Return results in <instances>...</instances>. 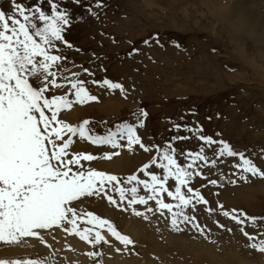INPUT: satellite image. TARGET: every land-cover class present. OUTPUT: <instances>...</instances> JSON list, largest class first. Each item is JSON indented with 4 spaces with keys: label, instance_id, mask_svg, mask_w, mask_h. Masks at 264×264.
Masks as SVG:
<instances>
[{
    "label": "rangeland",
    "instance_id": "rangeland-1",
    "mask_svg": "<svg viewBox=\"0 0 264 264\" xmlns=\"http://www.w3.org/2000/svg\"><path fill=\"white\" fill-rule=\"evenodd\" d=\"M18 2L31 5L36 0ZM103 4L96 9L94 0H81L79 5L73 0H61V6L68 8L73 17L66 39L74 46L63 49L68 57L61 65L65 69L63 77L70 79L71 73H80L79 78L86 81L89 92L98 99L75 102L64 81L65 87L52 91L58 95L68 93L74 102L71 108L61 110L58 119L73 125L87 119V127L104 135L117 123H135L143 109L148 115L137 127V134L145 145L170 142L177 150L174 155L178 162L184 165L190 158L179 155L181 151L203 147L208 162H196L198 174L189 186L203 185L202 194L212 205L222 203L227 209H243L251 216L264 217V177L247 173L246 179L240 178L235 167L239 157L218 156L219 144L199 139L201 134L217 141L223 139L264 170V0H103ZM89 5L98 12L97 16L87 11ZM8 6V0H0V7L7 10ZM44 7L48 8L47 0ZM240 9L251 11L250 22L257 25L240 30L235 20ZM145 40H149L147 45ZM133 48L139 51L132 53ZM83 68L93 75L84 73ZM105 78L123 84L125 91L92 83L93 79ZM178 123L188 128L177 131L174 125ZM173 136L186 139L171 141ZM72 138V151H88L101 157L104 152L118 151L111 159H97L91 166L119 176L136 173L141 179L149 178L138 169L158 156L156 149L145 152L138 145L113 150L110 145H92L78 135ZM158 163L149 165V169L162 174ZM211 179L218 184H209ZM168 185L174 190V177L169 178ZM138 191L144 195L146 190L140 186ZM102 195L81 198L77 207L84 218L78 221L79 226L91 227L86 213L93 211L129 235L133 245L121 244L105 225L100 231L109 243L62 250L58 231L49 230L45 234L47 244L25 238L20 245L31 250L7 259H47L54 254L56 264H264V252L250 246L236 222L219 211L209 214L202 203L194 211L191 206L186 211L197 217L203 233L183 223L179 224L181 230L174 229L167 210L164 215L148 213V219H144L131 209L124 211L110 204ZM163 197L166 202L176 203L166 193ZM149 206L155 209V201H150ZM135 207L138 211L145 208ZM217 220L226 228L218 227ZM245 230L257 240L264 239V220L246 221ZM1 246L8 244L0 242ZM89 251H99L101 255L89 257ZM115 253L122 258L115 260Z\"/></svg>",
    "mask_w": 264,
    "mask_h": 264
},
{
    "label": "snow or ice",
    "instance_id": "snow-or-ice-1",
    "mask_svg": "<svg viewBox=\"0 0 264 264\" xmlns=\"http://www.w3.org/2000/svg\"><path fill=\"white\" fill-rule=\"evenodd\" d=\"M80 2L73 0L77 5ZM8 4L7 10L0 7V242L15 246L25 238H35L47 244L45 234L52 230L75 234L96 248L101 243H109L100 231L107 225L117 241L124 246L133 245L135 242L129 235L122 234L113 222L93 211L86 213L87 224L91 227L79 226L78 221L84 218L77 207L81 198L103 194L102 198L110 204L124 211L131 209L144 219H148V213L155 211L164 215L167 210L174 229L181 230L179 224L183 223L201 233L204 228L197 217L187 214L186 210L191 206L194 211L196 205L202 203L207 206L209 214L219 211L236 222L250 246L264 252V239L257 240L245 230L246 221L255 222L264 220V217L251 216L243 209H227L222 203L212 205L202 194L203 185L198 188L189 186L190 180L198 174L196 162H208L203 147L198 151H181L179 155L190 158L184 165L178 162L174 155L177 150L170 142L166 141L163 146L145 145L137 134V127L143 125V117L148 115L143 109L139 110L135 123H117L114 130L109 129L104 135L95 134L87 127L90 123L87 119L78 125L58 119L61 110L71 108L74 102L68 93H72L75 102L80 104L98 99L89 92L86 81L79 78L80 73H71L70 79L63 77L65 69L61 65L68 59L63 49L74 47L66 39L73 17L68 8L61 6V0H47L48 8L44 7V0H36L31 5L8 0ZM94 5L96 9L104 7L103 0H94ZM87 11L93 16L98 15L91 5ZM155 42L159 43V40ZM148 43L149 40L144 41L145 45ZM138 51L132 49V53ZM83 72L93 75L88 68H83ZM64 81L68 93L54 94L53 89L65 87ZM92 83L125 91L123 84L107 78L102 81L93 79ZM182 127L187 129L188 125H174L177 131ZM76 135L92 145H110L113 150L131 149L133 145H138L145 152L156 149L158 156L138 169L149 178L141 179L136 173L119 176L92 167L91 162L111 159L119 153L107 151L101 157L88 151H72V137ZM182 139L186 137L170 138L171 141ZM199 139L210 145L219 144L218 156L239 157L240 162L235 167L240 178L246 179L247 173L264 177V170L244 151L235 149L223 139L214 140L211 135L201 134ZM157 160L162 174L149 169V165L156 164ZM211 163L215 165L216 161ZM170 177H174V190L168 185ZM207 182L218 184L216 179ZM231 182L236 183V180ZM140 186L146 190L144 195L139 194ZM164 193L176 203L166 202ZM150 201H155V209L149 206ZM136 205H144L145 208L138 211ZM215 223L226 228L218 220ZM226 230L232 231L231 228ZM116 250L120 251L119 248ZM87 255L99 257L101 252L89 251ZM53 257L54 254L47 259L0 258V264H56Z\"/></svg>",
    "mask_w": 264,
    "mask_h": 264
},
{
    "label": "bare ground",
    "instance_id": "bare-ground-1",
    "mask_svg": "<svg viewBox=\"0 0 264 264\" xmlns=\"http://www.w3.org/2000/svg\"><path fill=\"white\" fill-rule=\"evenodd\" d=\"M250 2V1H249ZM248 2V3H249ZM253 3V2H252ZM250 4V3H249ZM239 5V4H238ZM252 5V4H251ZM254 7V6H253ZM247 9V8H246ZM248 10V9H247ZM255 9L254 8H252V12L254 11ZM238 12V15H237V18L235 19L236 20V24L238 25V26H240L241 28H240V30H246V28H253V26L252 25H250V24H253L254 26H256L257 24L254 22V21H252V22H250V20H251V18H253V14H251V11L250 12H248V13H245L244 12V9H240V10H238L237 11ZM262 17V16H261ZM264 18V17H263ZM259 19H262V18H259ZM257 20V19H256ZM235 24V25H236ZM261 24V23H260ZM230 27V26H229ZM233 30V29H232ZM235 30V29H234ZM252 33V32H251ZM250 33V34H251ZM251 35H253V36H255V35H257V34H251ZM255 37H260V35H258V36H255ZM262 55V54H261ZM58 233H59V238H60V246L59 247H61V249L62 250H66V249H68V248H75L76 250L78 249V248H81V249H84V248H87V247H89V244L87 243V242H85V241H81L80 239H78L77 238V236H75V235H71V234H64L62 231H58ZM33 241H35V240H33ZM69 245L71 246V247H69ZM25 246V245H24ZM24 246H22V245H15V246H13V245H8V246H5V247H0V258H3V257H11V258H14L15 256L17 257V255H22V254H25V253H27L28 251H30L29 249H25V248H28V247H24ZM35 246V245H34ZM32 248H34V247H32ZM81 249H79V250H81ZM70 253V252H69ZM77 253H78V256H81L82 257V253L80 252V251H77ZM115 260H118V259H120V258H122L121 257V255H119V254H117V253H115ZM84 259H86V258H84ZM112 261V260H111ZM121 261H123V259L121 260Z\"/></svg>",
    "mask_w": 264,
    "mask_h": 264
}]
</instances>
